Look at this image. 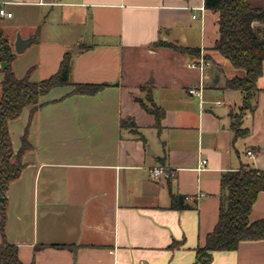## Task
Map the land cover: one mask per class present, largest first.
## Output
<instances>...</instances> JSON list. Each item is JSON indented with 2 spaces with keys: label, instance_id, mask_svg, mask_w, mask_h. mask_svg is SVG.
Masks as SVG:
<instances>
[{
  "label": "crops",
  "instance_id": "obj_1",
  "mask_svg": "<svg viewBox=\"0 0 264 264\" xmlns=\"http://www.w3.org/2000/svg\"><path fill=\"white\" fill-rule=\"evenodd\" d=\"M251 3L264 6V0ZM201 6L204 0L2 2L12 13L1 16V25L14 52L17 34L32 38L12 63L18 77L33 68L32 81L47 79L70 52L72 82L108 84L93 95L54 88L32 118L26 107L9 123L15 152L29 122L33 145L10 186L0 231V243L5 238L16 245L23 263L195 264L196 248L219 219L223 174L264 171V62L256 107L242 119L248 134L236 136L231 113L244 95L225 86L245 72L215 50L218 13ZM169 44L204 50L211 60L203 109L187 92L199 80L186 67L192 57ZM135 58L148 62L133 80ZM149 90L165 111L160 126L142 106ZM130 118L138 133L122 127ZM202 159L207 163L200 169ZM159 166L168 171L155 179L150 169ZM172 194L203 196L177 210ZM261 219L264 191L250 215ZM210 264H264V239L216 251Z\"/></svg>",
  "mask_w": 264,
  "mask_h": 264
},
{
  "label": "trees",
  "instance_id": "obj_2",
  "mask_svg": "<svg viewBox=\"0 0 264 264\" xmlns=\"http://www.w3.org/2000/svg\"><path fill=\"white\" fill-rule=\"evenodd\" d=\"M0 0V8L2 2ZM204 6L218 13L219 38L215 44L222 56L228 59L234 68L243 70L245 75L228 79L225 88L239 90L244 99L241 111L242 119L246 110L256 107L255 97L260 93L257 80L263 73L264 62V6H254L251 0H204ZM255 22H259L258 25ZM172 46V45H168ZM174 47V46H172ZM191 57H197L200 49L174 47ZM17 54L1 25L0 16V231L4 234L8 209V192L11 184L17 180L26 164L23 155L33 148L29 141L30 122L21 136V144L15 152L9 123L18 119L26 107H31V115L43 105L41 98L54 88L71 86V94L93 95L108 86L107 83H74L71 81L73 55L65 54L58 71L51 77L32 81L29 69L24 77H18L12 63ZM145 88V87H144ZM143 108L155 118L160 126L165 111L158 106L147 92ZM231 116L233 114L231 113ZM242 119L232 121L231 128L236 136H245L248 129L243 127ZM122 127L138 133L135 121L130 118L122 121ZM222 195L218 222L206 237L205 245L196 248L195 264H210L216 251H233L245 240L264 239V219L251 221L250 215L254 203L261 191H264V171L241 168L223 174ZM188 197L172 194L171 207L182 210L190 208ZM0 264H26L19 257L18 247L3 239L0 243ZM33 264V263H30Z\"/></svg>",
  "mask_w": 264,
  "mask_h": 264
},
{
  "label": "built area",
  "instance_id": "obj_3",
  "mask_svg": "<svg viewBox=\"0 0 264 264\" xmlns=\"http://www.w3.org/2000/svg\"><path fill=\"white\" fill-rule=\"evenodd\" d=\"M200 10L204 11L205 7L201 6L199 7ZM0 16H7V17H11L12 13L6 11L3 7L0 8ZM194 17H196L194 15ZM212 66V62L210 59H208L204 53V50L200 51V54L197 57H192L190 58L187 63H186V67L192 70H195L199 73V80L193 84H191L188 88H187V92L189 95L197 98L199 100V104L201 109H203L204 106V91H205V80H206V72L208 71V69ZM217 104H220L221 101L218 100L216 101ZM248 155L250 157H254L255 156V152H253L252 150L248 151ZM207 163L206 159H202L200 161V169L204 167V165ZM167 169L165 167L159 166V167H154L152 169H150V173L152 175L153 178L158 179L161 176L167 174ZM201 196H203L202 194H200L199 196L196 197H188L189 200L195 201L199 198H201Z\"/></svg>",
  "mask_w": 264,
  "mask_h": 264
},
{
  "label": "rangeland",
  "instance_id": "obj_4",
  "mask_svg": "<svg viewBox=\"0 0 264 264\" xmlns=\"http://www.w3.org/2000/svg\"><path fill=\"white\" fill-rule=\"evenodd\" d=\"M145 62L147 63L148 59H146V58H145V60H143V59L140 60L139 58L133 59L134 65L131 68V73H132V79L133 80H135L136 78H138L139 76H141L144 73V71L146 70L145 69V66H146ZM152 62H154V61H152ZM240 109L241 108H237V109L232 110V114L234 116V117H232V121H237V120L242 119L243 111H241Z\"/></svg>",
  "mask_w": 264,
  "mask_h": 264
},
{
  "label": "water",
  "instance_id": "obj_5",
  "mask_svg": "<svg viewBox=\"0 0 264 264\" xmlns=\"http://www.w3.org/2000/svg\"><path fill=\"white\" fill-rule=\"evenodd\" d=\"M32 43V38H23L20 34H17L16 41L14 43L15 51L17 53H23ZM139 101H143L142 98H138Z\"/></svg>",
  "mask_w": 264,
  "mask_h": 264
}]
</instances>
